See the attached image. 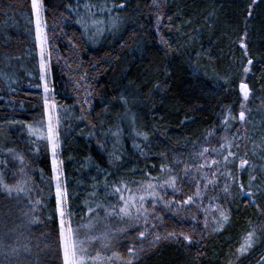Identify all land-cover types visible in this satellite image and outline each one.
Segmentation results:
<instances>
[{
    "label": "trees",
    "instance_id": "16d2710c",
    "mask_svg": "<svg viewBox=\"0 0 264 264\" xmlns=\"http://www.w3.org/2000/svg\"><path fill=\"white\" fill-rule=\"evenodd\" d=\"M42 8L65 217L86 264H264V0ZM21 60L29 68L15 81L3 67ZM38 68L32 0H0V177L13 188L0 187V264H63L52 153L31 128L46 121L43 90L27 78ZM242 83L252 92L244 126ZM121 195L135 198L134 219L116 215Z\"/></svg>",
    "mask_w": 264,
    "mask_h": 264
},
{
    "label": "snow or ice",
    "instance_id": "6c2138e0",
    "mask_svg": "<svg viewBox=\"0 0 264 264\" xmlns=\"http://www.w3.org/2000/svg\"><path fill=\"white\" fill-rule=\"evenodd\" d=\"M32 8L36 12V33H37V41L40 42L41 44V62H40V69H41V79H44L43 73L46 68L45 62H44V49H43V44L46 42V37L42 36V27H41V20H40V8L41 5L39 3V0H32ZM249 64H251V60H249ZM248 69L245 68V72H247ZM241 92L243 94V97L245 100L248 99L249 97V91H248V86L244 83L240 85ZM45 91H47V86H45ZM45 104L47 105V100H45ZM241 121L245 120V113L243 111L240 112L239 116ZM51 117L49 118V127H48V132L49 136L48 139L52 144V149H53V155H55V150L58 147V144L56 142V131L54 126L51 123ZM238 147V145H237ZM207 151V150H205ZM229 155H234V153L229 152ZM227 159V157L225 158ZM248 163L247 160L241 159L240 161V167L244 168V166ZM53 171L56 172V162L53 160ZM57 180L56 183V193H55V199H56V204H57V211L59 212V215L61 217L60 220V245L62 248V253H63V264H86V253L87 249L84 247L85 240H82L79 238L78 235V230H74L70 224L66 225L64 221V211H63V204L66 201V192L62 190L61 184L59 183V177H55ZM170 186L175 187V178L173 180L167 181ZM0 187L3 188L5 192H7L9 195H11L13 188L9 187V185L3 183L2 177H0ZM148 188H152L153 186L151 184L147 185ZM17 192L22 191L23 189L16 188L15 189ZM227 191V189H225ZM116 192L119 193L120 189L117 188ZM149 195H156L155 193H149ZM198 195V193H197ZM120 200L124 202L122 207H119L118 212H116V215L119 216L121 219H124L127 217L128 219H134L132 212L130 211L131 208H135L137 214L140 212V208L136 207L135 204V198L132 196H129L127 200L121 195ZM140 200L143 201L144 197L141 196ZM192 200V197L189 196L188 200L185 201V203H188ZM115 208V206H114ZM139 216L137 215L135 219H138ZM225 220H227V216L224 217ZM119 231H125V229H118ZM173 235V234H169ZM253 233H249L248 238L245 241V245L250 246L251 243V238H252ZM140 238H143L145 236V232H140L139 233ZM104 238H107V234H105ZM90 240H99L101 237H90L86 238ZM157 240L160 239L159 236L156 237ZM184 239L186 241L190 242V238L185 235ZM107 247V244L104 245ZM244 250V246H242L241 251ZM13 252L16 251V249H12ZM133 249H129V252H132ZM115 255V254H114ZM99 254H97V257H88L90 259H97ZM128 264H132L131 260L128 261Z\"/></svg>",
    "mask_w": 264,
    "mask_h": 264
},
{
    "label": "rangeland",
    "instance_id": "374dc122",
    "mask_svg": "<svg viewBox=\"0 0 264 264\" xmlns=\"http://www.w3.org/2000/svg\"><path fill=\"white\" fill-rule=\"evenodd\" d=\"M39 3L41 5V8H40V20H41V27H42V36L43 37H46L45 36V33H44V30H43V16H42V12H43V8H42V0H39ZM33 12H34V16H35V30H36V12L35 10L33 9ZM36 42H37V47H38V75H37V79H36V82L33 83V80L36 76H34L33 74H29L27 76V78H29V84H32L36 87H39L43 90V93H44V99L47 100V105H46V121L44 123H41V124H37L35 125L34 127H31L32 128V135L34 137H36L37 139H44L47 141V144L49 145V148L51 150V157H52V169H53V160H55L56 162V168H57V171L54 172L53 171V176H54V188H55V192H56V183H57V180L55 179V177H59V183L61 184V178L63 176V171H62V167L59 163V160L57 158V151L59 150V140H58V127H59V124H58V113H57V108L55 106V104L52 102L51 100V94H52V82H51V76H50V72H49V66H48V61H49V54H48V48H47V39H46V42L43 44V49H44V62H45V65H46V68L44 70V73H43V76H44V79L42 80L41 79V69H40V62H41V44L40 42L37 41V33H36ZM26 62L24 60H21V61H16V63H12V64H5L3 69L7 72V75H10L11 78L15 79V81H17V78H19V76L21 75V73H25L26 71L24 70V67H27L29 68L28 66L25 65ZM45 86H47V91H45ZM249 91V97L247 100L244 99L243 97V94L241 95V98L243 100L242 102V108L239 109V114L241 111H243L245 113V120L244 121H241L240 118H239V122L241 123L242 126L245 125V122H248L249 119L248 117L249 116V102L250 100H252V92L248 89ZM52 118L51 119V123L52 125L54 126L55 128V131H56V142L58 144V147L56 148L55 150V155H53V149H52V144L51 142L49 141L48 139V136H49V132H48V127H49V118ZM0 138L3 140L4 139V134L5 132L4 131H1L0 130ZM6 140V138L4 139ZM254 154V153H253ZM241 159H244V160H247L248 163L244 166V168H241L240 167V161ZM237 169L239 172H241L243 175V177H245L247 179V183L249 186H252L253 184H255L257 182V179L250 174L253 173V169H254V165L252 164V159H247L245 157H242L240 158L239 160V163L237 165ZM253 181V184L250 183V181ZM204 181V180H203ZM220 184V183H219ZM212 185V183H211ZM228 185V184H227ZM159 189H162L164 188V184H157L156 185ZM62 188V187H61ZM225 188V187H224ZM63 190V189H62ZM156 191V190H155ZM247 193L249 194L248 196L249 197H246L244 195V197L246 198H251V192L250 191H247ZM63 211L65 213V202L63 204ZM66 215V213H65ZM64 215V221H65V224L67 225V219ZM106 215H99L97 218L95 219H92L90 218L89 219V222L91 223L92 226H98V227H101L103 222L106 220L105 219ZM60 220H61V217H60ZM98 240L94 243V244H98ZM239 252L241 254H245V252H247L245 250V246H244V250L241 251L239 249Z\"/></svg>",
    "mask_w": 264,
    "mask_h": 264
},
{
    "label": "water",
    "instance_id": "95a60500",
    "mask_svg": "<svg viewBox=\"0 0 264 264\" xmlns=\"http://www.w3.org/2000/svg\"><path fill=\"white\" fill-rule=\"evenodd\" d=\"M244 195H245L246 197H249V196H248L249 194H248L247 192H244ZM253 202H254V201H253Z\"/></svg>",
    "mask_w": 264,
    "mask_h": 264
}]
</instances>
